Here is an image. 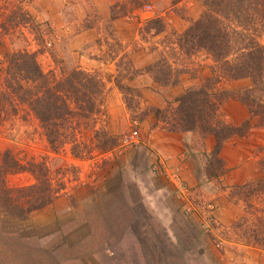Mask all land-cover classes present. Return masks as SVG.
Here are the masks:
<instances>
[{
  "label": "rangeland",
  "instance_id": "obj_1",
  "mask_svg": "<svg viewBox=\"0 0 264 264\" xmlns=\"http://www.w3.org/2000/svg\"><path fill=\"white\" fill-rule=\"evenodd\" d=\"M204 10L203 0H0V24L8 23L0 28V82L4 56L16 49L35 52L58 77L77 66L101 79L94 111L67 115L56 149L26 106L0 113V163L22 166L6 172L4 186L37 184L27 196L43 189L49 200L22 216L0 207V264H264V246L247 243L252 229L264 238V191L237 189L262 177L264 126L242 100L219 101V119L248 127L224 141L225 172L212 179L205 162L213 136L168 129L174 98L206 77L219 75L216 89L251 87L204 49L186 55L179 47V34ZM249 10L257 16L247 24H225L264 47V8ZM18 12L29 21L19 20L13 35ZM153 18L163 31L146 29ZM251 98L264 104V82Z\"/></svg>",
  "mask_w": 264,
  "mask_h": 264
},
{
  "label": "trees",
  "instance_id": "obj_2",
  "mask_svg": "<svg viewBox=\"0 0 264 264\" xmlns=\"http://www.w3.org/2000/svg\"><path fill=\"white\" fill-rule=\"evenodd\" d=\"M205 10L193 20L189 26L179 34L177 42L184 54L190 55L200 49L210 54L216 66L221 71L229 73L230 77L251 79V87L241 93H234L227 89L214 88L217 83L218 74L206 77L202 84L187 89L184 93L174 98L175 103L171 108L168 129L171 131H191L199 129L205 135H212L214 144L211 151L206 155L205 174L208 179L217 177L225 172L223 160L219 153L224 141L248 127V120L234 126L218 118L219 101L228 98H237L245 102L252 115L259 120V125L264 126V104L255 98L248 99L251 94L263 89L264 82V47L253 38L242 35L236 27L247 24L248 16L254 17L249 9L262 12L264 0H203ZM261 6V9L258 7ZM27 15V14H26ZM257 16V14H256ZM26 17V18H25ZM29 16L18 12L14 22L9 21L10 32L14 35L19 20L27 24ZM227 18H233L236 27L229 29L225 24ZM17 19V20H16ZM11 20V19H10ZM147 30L153 28L155 33L164 30L163 20L153 18L146 21ZM7 24H0L2 30H6ZM242 35L239 40L237 35ZM11 33L4 31L2 36ZM246 37V38H245ZM17 37L14 36L13 40ZM233 41V45L231 44ZM237 45V46H236ZM234 52L231 59L228 56ZM36 53L29 50L16 49L4 56L5 73L0 82V102L13 99L18 103L12 110L1 106L0 113L5 116H14L17 107L26 106L33 116L43 127L47 140L53 149L62 144L60 123L69 114L92 113L98 104L101 91V79L95 73L80 69L77 66L61 70V76H56L52 70L44 72L36 59ZM119 85V82H116ZM120 87L123 88L120 84ZM247 95V97H246ZM258 99V96H256ZM100 102V101H99ZM165 110L156 108L155 114ZM106 150V149H105ZM109 150L103 151L106 153ZM262 177L253 183H245L237 186L242 189L243 194H253L264 191V157L261 162ZM22 169L16 162L7 161L0 163V207L4 210L16 212L22 216L25 212L40 208L48 202L46 190L39 189L36 196L29 197L34 184L28 187H19L11 190L4 186V175L7 171ZM220 169V172H216ZM248 188V189H247ZM12 195L10 196V194ZM31 194V193H30ZM5 198L12 200L20 199L18 202H6ZM245 236L247 234L244 233ZM252 238L247 243L260 244L264 246V238L252 229ZM246 244V243H245Z\"/></svg>",
  "mask_w": 264,
  "mask_h": 264
}]
</instances>
